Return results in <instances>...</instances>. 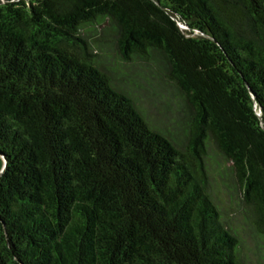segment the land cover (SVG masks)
Returning <instances> with one entry per match:
<instances>
[{
  "label": "trees",
  "instance_id": "16d2710c",
  "mask_svg": "<svg viewBox=\"0 0 264 264\" xmlns=\"http://www.w3.org/2000/svg\"><path fill=\"white\" fill-rule=\"evenodd\" d=\"M99 27L157 54L184 147L100 68ZM210 140L264 238V0H0V264H241Z\"/></svg>",
  "mask_w": 264,
  "mask_h": 264
},
{
  "label": "rangeland",
  "instance_id": "374dc122",
  "mask_svg": "<svg viewBox=\"0 0 264 264\" xmlns=\"http://www.w3.org/2000/svg\"><path fill=\"white\" fill-rule=\"evenodd\" d=\"M89 35L97 63L113 78V86L134 101L147 122L170 136L178 146L187 144L188 114L182 96L166 81L157 54L149 61L134 57L125 62L118 56L103 27L85 31ZM206 169L210 194L220 210L222 221L239 238L241 264H264V238L257 232L250 209L243 203L238 184L227 162L214 142L207 144Z\"/></svg>",
  "mask_w": 264,
  "mask_h": 264
},
{
  "label": "water",
  "instance_id": "95a60500",
  "mask_svg": "<svg viewBox=\"0 0 264 264\" xmlns=\"http://www.w3.org/2000/svg\"><path fill=\"white\" fill-rule=\"evenodd\" d=\"M183 30H185V28H182Z\"/></svg>",
  "mask_w": 264,
  "mask_h": 264
}]
</instances>
